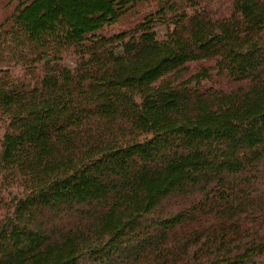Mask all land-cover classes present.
I'll list each match as a JSON object with an SVG mask.
<instances>
[{"label": "trees", "instance_id": "1", "mask_svg": "<svg viewBox=\"0 0 264 264\" xmlns=\"http://www.w3.org/2000/svg\"><path fill=\"white\" fill-rule=\"evenodd\" d=\"M145 1L26 0L0 22V264H264V0H154L100 34Z\"/></svg>", "mask_w": 264, "mask_h": 264}, {"label": "rangeland", "instance_id": "2", "mask_svg": "<svg viewBox=\"0 0 264 264\" xmlns=\"http://www.w3.org/2000/svg\"><path fill=\"white\" fill-rule=\"evenodd\" d=\"M26 0H0V22H2L10 13L13 12L15 7ZM205 8L215 16H223L228 15L231 11V0H214L213 2L206 3ZM157 3L154 0H147L145 2L137 3L131 6L128 11L121 16L115 23L105 26L100 30V34L104 36H111L113 34H117L120 32H125L132 29L145 15L156 10ZM168 28H172V25H156L155 30L159 37H163L168 30ZM3 56L9 57V53L7 51L2 53ZM49 58H46V61ZM75 59L72 53H68L65 55L63 62L73 65L75 63ZM213 65L212 61L206 60L201 62H191L189 63V72L185 75L197 71L202 66H210ZM43 64L36 63L35 65H31L26 67L23 63H18L11 68V73H15L18 78L22 81L27 82L28 84H32L37 76L42 74L43 72ZM215 83L213 81H206L205 85L215 86L216 82L219 80L216 87L219 88H227L228 82L219 78V76H214ZM4 125L2 120H0V139L3 133ZM1 184V182H0ZM10 191L0 185V219L3 216L6 206L10 201Z\"/></svg>", "mask_w": 264, "mask_h": 264}]
</instances>
